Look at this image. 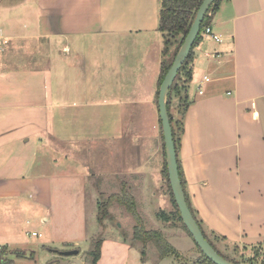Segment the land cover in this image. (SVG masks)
Segmentation results:
<instances>
[{
    "label": "crops",
    "instance_id": "crops-1",
    "mask_svg": "<svg viewBox=\"0 0 264 264\" xmlns=\"http://www.w3.org/2000/svg\"><path fill=\"white\" fill-rule=\"evenodd\" d=\"M160 5L161 0H0L4 41L0 80L29 83L23 94L0 92V110L43 113V124L50 115L56 130L37 143L40 149L57 147L65 162L57 165L45 148L41 155L34 154L40 159L36 161L28 153L31 140H6L21 150L24 173L0 175V199L19 204L27 197V211L46 226L49 217L37 210L52 206V194L63 189V178L70 183L68 190L83 187L79 163L68 159L71 153L98 146L111 162L113 151L121 145L117 154L121 153L124 143L143 170L137 171L143 172V181L136 176L133 186L140 187L142 197L146 193L144 200L152 209L161 208L156 201L165 198L166 202V156L158 106L164 61ZM209 27L222 41L204 37L182 74V97L188 107L178 163L185 192L202 224L227 243L252 248L264 244V0H223ZM43 63H48V70H43ZM188 72L191 79L183 83ZM68 80L73 82L70 91L60 83ZM53 82L54 89L48 88ZM33 83L43 86L40 96L33 94ZM53 93L59 101L53 100ZM3 153L0 150L5 160ZM152 160L158 166L155 185L152 179L144 180ZM34 167L43 172L33 175ZM157 183L163 191L160 195ZM111 240L103 242L98 264H108L105 253L112 260L132 255V245ZM58 243L31 248L1 240L0 264L27 260L42 264L43 248L61 257L60 252L71 250L58 249L81 244L76 237ZM58 259L47 261L53 264ZM182 259L178 264H185Z\"/></svg>",
    "mask_w": 264,
    "mask_h": 264
},
{
    "label": "rangeland",
    "instance_id": "rangeland-1",
    "mask_svg": "<svg viewBox=\"0 0 264 264\" xmlns=\"http://www.w3.org/2000/svg\"><path fill=\"white\" fill-rule=\"evenodd\" d=\"M173 55L174 53L167 56L163 55L162 59L167 65H170V63L172 61L174 62L175 60H173ZM49 67L50 66L48 63H43V70H48ZM67 68L70 69L68 66ZM178 81L179 78L177 79L176 83ZM60 83L65 85V90L70 91V89H73V82H71V80L65 82L60 81ZM32 85V91L34 92L33 94L40 96L39 92H43V86L39 85L38 88L35 86V83ZM54 85L55 82H53V85L49 84L48 88L54 89ZM28 87L29 83L27 82L17 80H0V92L3 94V96L8 94L13 95V93L18 95L19 92L23 94ZM1 93L0 95H2ZM58 97L59 96L56 93H53V100L59 101ZM174 97L170 111L176 120H181V114L178 113L179 110L177 111L178 102L177 99H174ZM5 98L7 99V97ZM2 100L3 99L0 98V102ZM43 125L46 126L44 132ZM52 129L54 131L56 130L55 127L52 126V119L50 115L47 123L43 124V113H39L38 116L37 112H28L25 110H0V143L5 141L0 144V150L4 151L3 155L5 157V160L0 157V175L6 177L17 176L24 173L21 169V163L23 164L25 160L21 150L19 148L16 149L17 145L15 143L12 144V142H8L6 140H31V143L28 146L31 151L28 153L32 158L35 157L36 161H38L40 159L37 158V155L42 154V149L45 148V146L41 147L40 149L39 143H37V141L39 138H47L51 136V133H53ZM55 143L54 145L57 146ZM97 147L98 146L95 148V146L92 145L91 147L86 146L84 149L79 148V150L71 153L72 155H70L68 159L73 163H79L78 168L79 173L82 175L81 184L83 187H81V190H68L71 188L67 186L70 183H68L69 181L67 178H63V189H58L59 191H55L52 194V206L48 209L43 208V210H37V212L41 213L40 216L46 214V216L49 217L50 223L48 225L43 226L39 224V222L36 220L37 216L35 213L27 211L26 208L30 204V202L27 201V197L21 198L19 204L16 200L0 199V241L14 240L22 244H29L31 245V248H36L41 244H59L58 242L63 243V241L66 239L76 237V239H79L81 244L78 246L71 245L69 249L64 247L62 249H58L57 252L64 250H79L80 254L77 256V259L83 264H91V259L88 258V253L94 250L95 242L100 239L103 240V242L105 240L108 241L112 239L111 241L126 242L128 245H134L135 247H133L131 251L132 255H129L127 260L126 255L118 256L112 260L108 253H105L104 261L106 260L108 264H144L143 261L147 262L148 264H178L179 259L174 256H168L165 259H160V253L153 244H148L145 247L143 243L137 244L133 241V232L136 225V220L134 217H132V215L127 213L124 206H121L117 202H114L109 208V214L106 216L105 224L103 226L100 224L98 219L99 212H103L100 207H102L103 204H106L109 198L115 194L129 193L135 199L137 211L144 219L145 227L149 230L160 231L164 233L165 238L176 249H178V251H181V259L183 256L186 257H183L184 260L182 259L185 261V264H188L186 262L189 260L195 264L200 258V253L196 247L197 245L194 239L189 236L187 231L184 229L183 224L178 221L176 217L173 218V221L171 218V212L175 211V206L172 203V196L169 193L167 178L164 177L167 181L165 182L167 190L166 202L164 201L165 198L160 202L156 201L157 205L160 203L161 208L152 209V206L146 204L144 200L147 199L146 193L143 192L142 197L140 187L137 185L133 186V183L136 184V182H134L136 176L137 178L139 177L138 179L143 181L141 175L143 172H137L140 169V160H132L131 149L128 148L127 150L126 145L123 143L122 152L117 154V152L121 150L120 145L117 150L113 151L112 160L110 162L107 159L108 154L105 156V153H103L100 148L97 149ZM47 149L50 152L49 158L59 165L62 162L63 157H61L60 154V156L58 155L57 147L52 145L49 146V148L46 147L44 150ZM44 150L43 155L48 156V154L44 153ZM14 152H17L15 156H13ZM156 163V160H152L149 166L147 165L148 171L146 174H148V176H145L144 179L148 182L150 179H152L154 181L153 185L158 182L156 177V174L158 173V166ZM120 167L121 169L119 170L118 168ZM42 172L43 168L34 167L31 173L33 175L39 176ZM78 179L79 177L72 181L73 185L76 184L75 182L78 183ZM156 187L158 188L157 190H159L158 195H160L163 191H161L159 184ZM184 189H186L185 185ZM161 212H164L168 216L170 222L164 221L158 216L161 214ZM27 221H30L31 223L28 224ZM203 228L211 242L225 257L235 258L238 261L244 263L252 262L253 264H264V244L257 245L252 249L250 247V250L243 249L241 247L236 249L234 247L236 243L229 241L228 243L232 244V246L228 245L227 242L223 243L222 237L220 235L208 230V227L205 226V224H203ZM33 231H36L39 236H33ZM179 233H183V236H177ZM190 248L193 250H190ZM42 251L43 256L40 258L42 260V264H51L47 260L48 258L54 259V257H59L63 260L67 259L71 262V264H75L72 262L73 257L62 258L57 252L56 256L52 255V257L49 250L43 248ZM192 253H196L197 256L195 257V255H192ZM18 264L35 263L27 260Z\"/></svg>",
    "mask_w": 264,
    "mask_h": 264
},
{
    "label": "trees",
    "instance_id": "trees-1",
    "mask_svg": "<svg viewBox=\"0 0 264 264\" xmlns=\"http://www.w3.org/2000/svg\"><path fill=\"white\" fill-rule=\"evenodd\" d=\"M203 1L204 0H161L159 31L162 33L163 39H164V49H163V55L164 56H167L169 54L171 55L172 53H174L173 60L175 59L176 55L178 54L180 48L182 47V45L185 41V38L187 37V35L189 33V30H190V28L194 22L196 14L199 11ZM222 2H223V0H216L214 2V4L212 5V7L210 8V10H209V12H208L207 16L205 17V20L202 24L201 32H200V34L196 40L194 47L197 45V43H199L200 41L203 40L205 29L207 27H209L213 17L218 12ZM194 47H193V50H194ZM193 50H192L188 60L193 58V55H194ZM188 60L186 61L185 65L182 67V69L180 70V72H179V74H178V76H177V78H176V80H175V82L171 88L170 96L168 99L169 116H170L171 125L173 128L174 140H175L177 149H178V143H179L180 137L182 136V132H183V128H184V120H185L187 107H188L186 98L182 97L183 96L182 90H184V86H181L182 74H184V72L186 70V65H187ZM172 63H173V61L170 63V65H167L165 61L163 62L161 79H160V86H161L163 80L165 79L167 73L169 72V70L172 66ZM178 78H179V81L176 83ZM190 79H191L190 72H188L185 75V80L183 83L188 82ZM160 86H159V89H160ZM158 96H159V92H158ZM173 97H174V99H177L179 97L177 109L179 110L178 113L181 114V120H179V119L176 120L174 118V116L171 114L170 108L173 104ZM164 156H166L165 150H164ZM179 170H180V177L182 180V184L184 187L185 183L183 181L180 166H179ZM164 173H165L164 175L166 176L167 181H168L167 184L169 185V193L172 196V203L175 206V211L171 212L172 221H173V218L176 217V219L183 224V227L187 231L189 236H191V234L189 233V231L185 227V225L181 219L180 212L176 206L175 198H174V195L172 193V189H171L170 182H169L166 157H165ZM186 198H187L188 205H189V207H190V209L194 215V218L197 221L198 225L200 226L201 230L203 231L205 238L223 258H225L229 262H232L235 264H249V263L253 264L252 262H249V263L248 262H245V263L240 262L235 258H231L230 256L229 257L231 259L228 257H225L216 248V246L211 242V240L206 235L204 228H203V224L198 219L196 212L193 210L187 194H186ZM114 202H117L121 206H124L127 213H129L130 215H132V217L135 218L136 225H135L134 232H133V241L135 243H137V244L143 243L145 247L148 244H153L158 249V251L160 253V259H165L168 256H174L179 260L181 259V255L170 244V242L165 238L164 233H162L160 231L149 230L145 227L144 219L142 218L141 214L138 213V211H137L135 199L129 193L115 194L109 198V200H108V202H106V204H103V206L100 207V209L103 212L102 213H101V211L99 212V218L98 219H99V222L102 226L105 224L106 216L109 214L108 210ZM158 216L161 217L164 221H169L168 216L164 212H161V214ZM222 242H226V239L223 237H222ZM227 244L232 246V244H229V243H227ZM102 245H103V240L100 239V240L96 241L94 250H92L91 252L88 253V258L91 259V264H98L99 263L100 258H101ZM132 247H135V246L132 245ZM196 247L199 250L200 258L196 263L195 262L194 263L195 264H213L201 252L199 247L198 246H196ZM234 247L237 249L239 246H237V244H236ZM254 247L255 246H253L252 248H254ZM245 249L250 250V248H246V247H245ZM1 261L3 262V260H1Z\"/></svg>",
    "mask_w": 264,
    "mask_h": 264
},
{
    "label": "water",
    "instance_id": "water-1",
    "mask_svg": "<svg viewBox=\"0 0 264 264\" xmlns=\"http://www.w3.org/2000/svg\"><path fill=\"white\" fill-rule=\"evenodd\" d=\"M215 1L216 0H204L199 11L197 12L194 22L189 30V33L185 38V41L182 47L180 48L178 54L176 55L169 72L167 73L165 79L163 80L160 86L158 106L164 138L169 182L172 189V193L175 198L176 206L181 215V219L185 227L193 237L196 245L213 264H235L223 258L207 241L203 231L195 220L194 215L188 205L186 193L180 177L177 147L174 140L173 128L171 125L168 110V99L170 96L171 88L180 70L188 60L196 43V40L201 32L202 24L205 20V17L207 16L210 8L212 7ZM79 254V250L60 252L62 258L73 257L75 264H83L80 260L77 259V256H79ZM67 263L69 262H65L62 259H58L53 262V264Z\"/></svg>",
    "mask_w": 264,
    "mask_h": 264
},
{
    "label": "built area",
    "instance_id": "built-area-1",
    "mask_svg": "<svg viewBox=\"0 0 264 264\" xmlns=\"http://www.w3.org/2000/svg\"><path fill=\"white\" fill-rule=\"evenodd\" d=\"M204 37L210 38V39H212V40H214L216 42H221L222 41L221 37L216 35L210 27H207L205 29ZM3 45H4V41H3L2 37L0 36V50L2 49ZM205 79L207 81L209 80V78H205ZM200 94H203V92L200 91ZM33 236H39V235L37 233H33Z\"/></svg>",
    "mask_w": 264,
    "mask_h": 264
},
{
    "label": "flooded vegetation",
    "instance_id": "flooded-vegetation-1",
    "mask_svg": "<svg viewBox=\"0 0 264 264\" xmlns=\"http://www.w3.org/2000/svg\"><path fill=\"white\" fill-rule=\"evenodd\" d=\"M74 260V259H73Z\"/></svg>",
    "mask_w": 264,
    "mask_h": 264
}]
</instances>
